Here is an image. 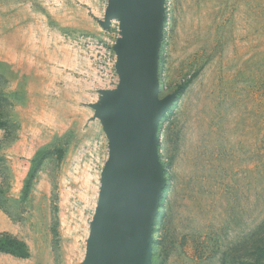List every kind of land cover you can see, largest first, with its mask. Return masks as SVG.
<instances>
[{"label": "rangeland", "instance_id": "obj_1", "mask_svg": "<svg viewBox=\"0 0 264 264\" xmlns=\"http://www.w3.org/2000/svg\"><path fill=\"white\" fill-rule=\"evenodd\" d=\"M111 0H0V234L86 264L111 153ZM148 264H264V0H163ZM184 85H187L185 88Z\"/></svg>", "mask_w": 264, "mask_h": 264}, {"label": "water", "instance_id": "obj_2", "mask_svg": "<svg viewBox=\"0 0 264 264\" xmlns=\"http://www.w3.org/2000/svg\"><path fill=\"white\" fill-rule=\"evenodd\" d=\"M163 0H111L105 22L119 19V94L106 109L111 153L86 264H148L150 226L162 188L156 130L170 100L157 98V55Z\"/></svg>", "mask_w": 264, "mask_h": 264}, {"label": "trees", "instance_id": "obj_3", "mask_svg": "<svg viewBox=\"0 0 264 264\" xmlns=\"http://www.w3.org/2000/svg\"><path fill=\"white\" fill-rule=\"evenodd\" d=\"M187 85H184L185 88ZM0 253L12 255L17 258L28 257L27 245L10 234H0Z\"/></svg>", "mask_w": 264, "mask_h": 264}]
</instances>
